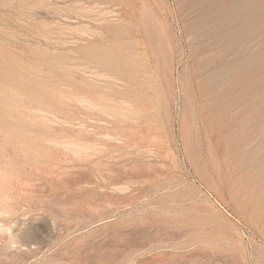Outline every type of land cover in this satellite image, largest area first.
Listing matches in <instances>:
<instances>
[{
  "label": "rangeland",
  "instance_id": "obj_1",
  "mask_svg": "<svg viewBox=\"0 0 264 264\" xmlns=\"http://www.w3.org/2000/svg\"><path fill=\"white\" fill-rule=\"evenodd\" d=\"M0 264H264V0H0Z\"/></svg>",
  "mask_w": 264,
  "mask_h": 264
},
{
  "label": "bare ground",
  "instance_id": "obj_2",
  "mask_svg": "<svg viewBox=\"0 0 264 264\" xmlns=\"http://www.w3.org/2000/svg\"><path fill=\"white\" fill-rule=\"evenodd\" d=\"M122 73V72H121ZM124 74V73H123ZM125 75V74H124ZM122 81V80H121ZM123 94V93H122ZM124 95V94H123ZM122 108V107H121Z\"/></svg>",
  "mask_w": 264,
  "mask_h": 264
}]
</instances>
